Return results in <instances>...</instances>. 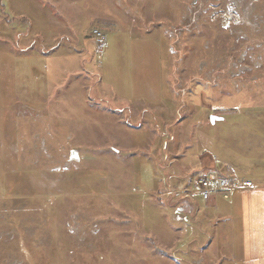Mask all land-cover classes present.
<instances>
[{
  "label": "rangeland",
  "instance_id": "rangeland-1",
  "mask_svg": "<svg viewBox=\"0 0 264 264\" xmlns=\"http://www.w3.org/2000/svg\"><path fill=\"white\" fill-rule=\"evenodd\" d=\"M229 171L264 183V0H0V264H208L176 192Z\"/></svg>",
  "mask_w": 264,
  "mask_h": 264
},
{
  "label": "crops",
  "instance_id": "crops-1",
  "mask_svg": "<svg viewBox=\"0 0 264 264\" xmlns=\"http://www.w3.org/2000/svg\"><path fill=\"white\" fill-rule=\"evenodd\" d=\"M63 53L74 54L66 45ZM155 110L164 113L166 108ZM152 151L150 154L155 155ZM254 185L249 189L233 190L228 198L217 195L209 199L208 213L216 223L209 228L212 232L208 243L211 245L206 246L215 258L208 264H264V183L255 182ZM213 240L216 243L213 244Z\"/></svg>",
  "mask_w": 264,
  "mask_h": 264
},
{
  "label": "built area",
  "instance_id": "built-area-1",
  "mask_svg": "<svg viewBox=\"0 0 264 264\" xmlns=\"http://www.w3.org/2000/svg\"><path fill=\"white\" fill-rule=\"evenodd\" d=\"M93 33L99 45L104 47L106 37L103 33L97 28L94 29ZM194 177H192L194 179L190 178L192 180L185 187L176 192L178 197L183 200H192L194 197L208 200L217 195L228 198L233 190L249 189L255 186L251 180L236 176L232 171L225 175L206 174Z\"/></svg>",
  "mask_w": 264,
  "mask_h": 264
},
{
  "label": "water",
  "instance_id": "water-1",
  "mask_svg": "<svg viewBox=\"0 0 264 264\" xmlns=\"http://www.w3.org/2000/svg\"><path fill=\"white\" fill-rule=\"evenodd\" d=\"M210 120H211V122L214 124L215 120H217V119H216L215 116H211V119H210ZM71 158H72L73 160H78V159H79V156H78L77 152L72 151V153H71Z\"/></svg>",
  "mask_w": 264,
  "mask_h": 264
},
{
  "label": "trees",
  "instance_id": "trees-1",
  "mask_svg": "<svg viewBox=\"0 0 264 264\" xmlns=\"http://www.w3.org/2000/svg\"><path fill=\"white\" fill-rule=\"evenodd\" d=\"M207 174V173H206ZM206 174H204V175H206Z\"/></svg>",
  "mask_w": 264,
  "mask_h": 264
}]
</instances>
